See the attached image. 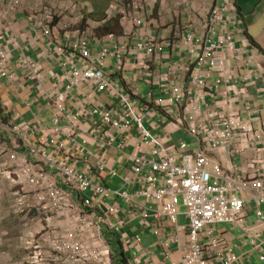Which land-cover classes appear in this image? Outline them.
<instances>
[{
    "label": "built area",
    "instance_id": "2783aa9c",
    "mask_svg": "<svg viewBox=\"0 0 264 264\" xmlns=\"http://www.w3.org/2000/svg\"><path fill=\"white\" fill-rule=\"evenodd\" d=\"M223 1L207 13L203 35H195L188 26L180 40L191 68L182 62L172 64L165 74L164 96L145 103L135 97L138 85L154 77L152 63L167 57L169 41L138 35L145 25L143 0L110 5L100 22L89 17L92 11L72 0H4L0 18L10 22V29L16 14L28 12L32 30L53 39L51 45L63 56L60 77L48 88L39 62L28 49L17 64L20 71L28 72L39 95L54 105L51 127L42 130L26 119L0 123V177L16 185L17 209L48 214L67 224L42 232L38 242L36 236L28 241L33 248L32 264H115L104 227L130 252L128 264H141L145 255L142 237L122 232L123 227L132 228L136 219L146 228L153 227L154 236L164 240L165 246L176 244L183 264L238 261L234 251L213 236V229L220 225L242 228L248 202H253L256 221L264 222V124L260 111L249 103L243 113L236 109L247 94L245 84L251 76L260 81L261 75L251 72L232 33H226L240 20L237 9ZM113 18H119L126 39L120 43L116 34L97 36L98 24ZM5 40L0 32V78L13 85L17 72L11 65V50L1 44ZM127 56L135 57L140 72L124 86ZM111 58L116 61L114 73ZM230 61L235 65L231 70ZM211 76L214 81L209 84ZM85 85L107 92L116 102L94 106L90 116L98 127L90 125L83 110L73 112L69 107L73 92ZM216 104L221 105L220 111ZM168 122L185 130L196 149L185 141L167 144L159 125ZM118 135L125 138L118 141ZM131 148H135L132 162L122 175L108 160L113 150L126 154ZM222 148L228 149L230 160L252 154L244 171L248 178L232 163L225 171L222 164L207 157ZM104 175L121 177L122 187L103 184ZM113 198H122L128 207L110 202ZM121 211L125 218L118 217V223L109 220L110 214ZM179 217L186 223L180 224ZM163 221L170 226L169 234ZM248 235L252 248L263 247L261 233Z\"/></svg>",
    "mask_w": 264,
    "mask_h": 264
},
{
    "label": "crops",
    "instance_id": "0c3cea01",
    "mask_svg": "<svg viewBox=\"0 0 264 264\" xmlns=\"http://www.w3.org/2000/svg\"><path fill=\"white\" fill-rule=\"evenodd\" d=\"M143 3L145 6V25L137 32L140 38L149 39L153 37L159 41H169L167 57L162 61L154 60L152 63L154 77L149 81L139 83L138 90L136 91L135 97L139 102L150 103L164 96L162 88L165 83V74L172 64L182 62L184 66L191 68V59L188 52L180 44V40L188 26H192V32L197 36L203 35L202 24L207 18V13L211 9L220 7L224 1L143 0ZM228 3L230 9H237V18L240 22L234 25L233 29L228 27L226 33H232V38L237 49L242 53L244 60L248 63L250 70H252L251 72H258L261 75L260 81L251 76L249 82L245 84L247 94L245 98L237 103L236 109L243 113L245 104L249 103L253 109L260 111L259 115L264 124V0H228ZM2 4H4V0H0V13H2ZM107 8L106 5L100 9L95 8L93 19L99 22L102 21L107 13ZM9 24L10 22L7 23V21L0 18V32L6 37V40L1 44L5 49L9 48L12 52L13 59L11 65L17 72V78L16 83L13 85L9 84L5 79L0 78V123L19 122L26 119L37 123L42 130L50 128L52 118L56 114L54 105L50 100L43 99L39 95L36 85L28 78V72L20 71L17 64L25 49H28V53L39 62L41 75L46 78L48 88L51 86L50 82H54L57 76L60 77L62 71L60 61H62L63 56L54 50L55 46L53 44L51 45L53 39L49 40L36 35L32 30L28 12L15 15L12 25L13 29L9 28ZM104 24L101 22L97 27V36L100 38H102L100 36L102 32L98 29L104 26ZM122 33L123 29L119 26L116 32L119 43L126 40L122 36ZM50 46H52L51 50H49ZM93 46L97 47V44L94 43ZM200 46L203 48L204 43L200 44ZM110 64L111 71L114 73L116 70L114 58L110 59ZM229 67L231 70L235 65L233 66V63L230 61ZM139 70L135 57L127 56L122 73V85L125 86L134 82L137 72H140ZM207 81L209 84H212L214 76H211ZM72 95L73 100L69 103V107L73 112L83 110V114H85L86 119L88 118V122L93 127H98L95 124L96 120L94 116H90L94 106L96 104L108 106L110 103H116L107 92L99 91L96 86L85 85L82 90L73 92ZM213 102L214 100L211 99L210 104H213ZM217 106L218 104L215 105V107ZM220 106L217 107L218 111H220ZM16 114H20V118H14ZM85 117L82 119L84 122ZM162 120L165 121L164 118ZM65 123L63 122V124ZM159 126L161 129L159 130L163 132L167 144L171 145L174 143L178 145L180 142L185 141L191 145L192 150L196 149V142L178 125L168 122L167 126L161 123ZM102 130L105 129L102 128ZM4 134L12 143L11 135L7 131ZM39 134H42V131ZM124 138V135L117 136L118 141ZM134 149H129L126 154L118 150L112 151L108 161L120 174L124 175L128 173L126 168L128 165H131L132 159L130 155L135 151ZM22 151L25 150L22 149ZM207 157L222 164L224 170L227 165L232 163L237 167L242 177L248 178L250 176L249 174H244V171L247 170L246 165L253 157L250 153L245 154L241 158L230 160L228 149L222 148L214 152L211 151V153L207 154ZM226 174L229 173L226 172ZM101 181L112 189L120 188L123 185L121 177L111 178L104 175ZM16 190L17 187L12 180L0 177V264H32L31 255L33 248L29 246L28 241H33V236H36L35 239L38 242L42 232L67 227L65 222L50 217L48 214H39L35 211L21 212L18 210L14 195ZM238 196L242 197L241 194H238ZM109 201H116L125 209L128 207L122 198H113ZM247 206L249 213L244 220L242 228L220 225L213 229V236L226 243L234 251L238 257V261L234 264H264V261L260 260L261 257H264V245L256 249L252 248L249 245L248 235V233H261V239L264 243V222L256 221L253 202H248ZM109 216L111 221L118 223V217L125 218L126 213L121 211ZM163 223L167 228L165 233L169 234L171 229L168 222L163 221ZM122 232L131 237L136 235L142 237V247L145 255L141 258V264H183L182 251L178 246L174 243H169L168 246H165L164 240L154 236V228H146L142 220L136 219L132 228L123 227ZM181 239L183 242H186L185 238L181 237ZM116 254L114 252L115 264H117Z\"/></svg>",
    "mask_w": 264,
    "mask_h": 264
},
{
    "label": "rangeland",
    "instance_id": "374dc122",
    "mask_svg": "<svg viewBox=\"0 0 264 264\" xmlns=\"http://www.w3.org/2000/svg\"><path fill=\"white\" fill-rule=\"evenodd\" d=\"M73 2H77L83 7H85L87 10L90 12L92 11L91 14H89L92 19L94 18V10L95 8H103L106 5V8L109 9V6L115 3H120L122 0H72ZM106 9V11H108ZM109 220H111L110 216L108 217ZM179 223L184 224V218L179 217ZM222 226V225H221ZM230 226V225H227ZM106 230V236L109 238L110 242L113 244L114 248L118 246V239L116 236H114L106 227H104V232ZM119 253L116 254V259H117V264H122L119 260ZM130 252H127V257L129 258Z\"/></svg>",
    "mask_w": 264,
    "mask_h": 264
},
{
    "label": "trees",
    "instance_id": "16d2710c",
    "mask_svg": "<svg viewBox=\"0 0 264 264\" xmlns=\"http://www.w3.org/2000/svg\"><path fill=\"white\" fill-rule=\"evenodd\" d=\"M123 1L128 2L129 0H123ZM105 18H106V15H105ZM119 26H121L119 18L111 19L110 21L106 22L104 24V26H102L101 28L98 29L99 31L102 32L100 36L103 37V36H105L107 34H116ZM114 252L120 254L119 255V260H120V262L122 264H128L129 263V259H128L127 255H126V252L124 251L123 248L120 247V242L119 241H118V246L115 247Z\"/></svg>",
    "mask_w": 264,
    "mask_h": 264
},
{
    "label": "clouds",
    "instance_id": "9594fccd",
    "mask_svg": "<svg viewBox=\"0 0 264 264\" xmlns=\"http://www.w3.org/2000/svg\"><path fill=\"white\" fill-rule=\"evenodd\" d=\"M121 2H125V1L122 0ZM195 35H196V34H195Z\"/></svg>",
    "mask_w": 264,
    "mask_h": 264
}]
</instances>
